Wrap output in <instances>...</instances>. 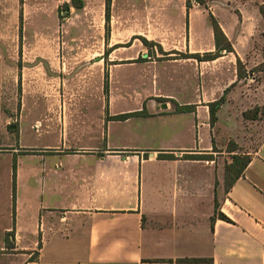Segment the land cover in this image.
<instances>
[{
	"label": "crops",
	"instance_id": "crops-1",
	"mask_svg": "<svg viewBox=\"0 0 264 264\" xmlns=\"http://www.w3.org/2000/svg\"><path fill=\"white\" fill-rule=\"evenodd\" d=\"M138 1L146 9L122 36H143L164 52L214 51L210 13L233 51L211 60L169 53L166 60H180L174 65L183 69L178 81L159 86L154 70L147 93L99 96L102 109L43 110L34 122L42 132L38 145L20 154L14 148L17 156L0 174L6 188L0 264H264V134L251 150L244 147L263 114L243 117L264 105V80L249 71L264 64V0H210L203 44L199 2ZM182 30L180 48L167 51L165 40L180 38ZM148 50L142 43L121 59L137 63ZM157 50L155 44L151 52ZM237 59L245 72L240 78ZM97 63L106 69L105 56ZM119 82L142 89L145 80ZM221 97L211 123L209 104ZM235 153L250 159L227 187L225 166Z\"/></svg>",
	"mask_w": 264,
	"mask_h": 264
},
{
	"label": "rangeland",
	"instance_id": "rangeland-1",
	"mask_svg": "<svg viewBox=\"0 0 264 264\" xmlns=\"http://www.w3.org/2000/svg\"><path fill=\"white\" fill-rule=\"evenodd\" d=\"M130 1L110 0L106 27L105 0H0V174L6 161L17 156L13 153L14 148L20 154L24 153L20 149L26 145H38L42 132L34 122L43 110L102 109L99 96L107 99L115 94L147 93L146 90L153 86L154 70L158 72L156 81L159 86L170 84L169 80L173 78L178 81L182 68L174 64L180 60L169 62L159 50L149 58L146 52L143 54L145 59L137 60V63L121 59L128 54L127 49L136 53L138 48H142L140 40L128 34L122 36L140 19V10L146 9L138 5V0ZM191 1L199 2L196 29L203 34L200 38L203 44L206 42L204 27L208 20L205 22V16L208 15L210 0H187V4ZM80 2L83 4L76 7ZM180 39L182 42L185 40L183 30L180 38L165 40L163 47L167 51L180 48ZM114 43L130 47L120 48L111 54L103 50ZM99 55L106 59L104 71L98 68ZM138 56H142L141 51ZM145 60L159 64L148 65ZM168 63L172 65L168 66ZM170 70L174 71L173 76H164L163 72ZM249 71L254 72L256 79L264 80L263 63ZM136 76L144 77L142 89L119 82V79ZM37 86L39 93L34 95ZM133 89L139 91L134 92ZM262 116L259 122L253 123L256 125L249 128L248 133L252 134L247 135H252V139L248 148L244 146L246 150H251L264 134V113ZM5 118H10L11 122H6ZM10 124L14 127L11 128ZM26 153L32 154L30 151ZM28 156L19 157L24 162ZM5 190V184L0 182V206L5 204Z\"/></svg>",
	"mask_w": 264,
	"mask_h": 264
},
{
	"label": "trees",
	"instance_id": "trees-1",
	"mask_svg": "<svg viewBox=\"0 0 264 264\" xmlns=\"http://www.w3.org/2000/svg\"><path fill=\"white\" fill-rule=\"evenodd\" d=\"M109 3L110 0H105V7H106V13H105V20H106V27L108 24V8H109ZM83 4V2H80L79 5H76V7H80ZM259 9L261 12V15L264 19V2L261 3L259 5ZM209 21L210 24L212 26L213 29V35H214V42H215V50L214 51H210V52H204V53H188V52H180V51H169V52H164L162 50V47L160 44L155 43L152 40H148L143 36H134L137 37L141 40V42L143 43V45L145 47H147L149 50L147 52V55L153 54L151 52V48H153V46L156 44L158 50L163 53V54H169V53H175L177 57H181V58H188V57H192V58H196L197 60H211V59H215L218 56H220L222 54L223 51L226 52H231L233 51V47L231 45V42L229 41V39L225 36V34L223 33L221 27L219 26L217 20L214 18V16L212 14L209 13ZM141 58V59H139ZM143 57H138V59L136 60H144ZM237 75L238 77H242L245 75V72L243 70V66L242 63L240 61V59H237ZM222 97L219 98L218 100H216L215 102H212L209 104L210 106V121L211 123L214 122L215 120V115H214V111H215V107L219 105L220 101H221ZM187 107H179L178 109H186ZM264 113V105L262 106H254L252 108H249L247 110L243 111V117L246 119H256L259 117L260 114ZM124 115H117L116 117L120 118L123 117ZM186 156H193V155H186ZM197 158H202L203 155H196ZM199 156V157H198ZM250 156L247 154H241V153H235L231 155V161L229 163L226 164L225 166V170H226V186L229 187L232 182L240 176V174L243 172L247 162L249 161ZM216 204H215V208H216ZM219 216H221L222 218L227 219V217L222 214V213H217ZM200 258H185L184 260H199Z\"/></svg>",
	"mask_w": 264,
	"mask_h": 264
}]
</instances>
